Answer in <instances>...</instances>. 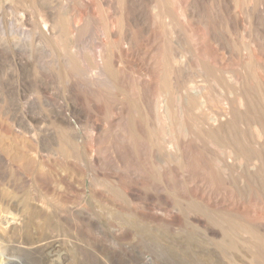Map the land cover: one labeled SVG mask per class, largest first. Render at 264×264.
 <instances>
[{
  "label": "bare ground",
  "instance_id": "bare-ground-1",
  "mask_svg": "<svg viewBox=\"0 0 264 264\" xmlns=\"http://www.w3.org/2000/svg\"><path fill=\"white\" fill-rule=\"evenodd\" d=\"M9 1L32 10L29 15L23 13L20 17V23L30 24L32 28L15 32L11 52L15 79L9 84L3 77L1 79L0 115L6 116L14 100L20 102L29 95L34 102L29 104L26 103L29 98L23 99L25 104L22 102L21 110H29L26 112L28 120L35 122V113L44 108L53 130L50 133L35 131L30 126L32 123L25 124L22 120L13 121L16 124L12 126L3 124L6 120L0 121V264H26L24 259L14 255L22 252L38 264H69L65 242L56 237L51 228L58 225L78 233L83 227L95 229L94 218H101L97 217L100 213L94 214L96 210H89L93 203L113 207L116 212L134 218L136 221L131 222V227L138 222L162 224L169 229L181 223L175 212L177 206L172 204L173 197L179 198L178 204L194 205V212L187 216V224L199 231L205 240L227 241L228 249L235 251L236 246L241 245L251 254L248 259L234 257L247 264H264V215L248 218L252 210L246 209L240 201L226 198L225 194L237 192L238 196L239 193L246 196L264 192V32L245 34L248 43L242 57L251 61L257 53L263 63L256 68L245 62L244 71L232 73L223 67L225 58L222 55L225 54L220 53L216 61L212 58L214 63L204 60L206 64L199 68L188 65L190 57L186 55L188 52L183 53L185 46H182L189 41L187 33L188 39L183 35L185 39L181 33H174L175 36L173 31L169 32L167 47L159 52V34L155 31L156 25L161 23L159 19L170 23L178 18L168 12L170 0ZM213 1L214 5L209 3L213 5L211 9H215L210 11L218 16L234 3L237 6L238 0ZM244 1L241 6L248 7L255 0ZM203 2L206 0H185L179 6V19L186 24L202 26L205 20L201 12ZM251 11L255 19H264V0ZM225 13L223 15L227 16ZM128 24L145 31L140 42L134 40L136 36L132 38L134 30L131 32L127 28L129 32H126ZM228 24H238L237 19L230 17ZM183 27L185 29V25ZM221 33L210 32L208 38L212 47L226 50V45L234 44L237 39ZM199 34L191 41L197 49H201L207 39ZM92 109L109 112V115L92 121L100 115L94 116ZM130 109L135 110L133 115ZM34 128L38 129V125ZM50 143L59 148L52 157L47 154ZM193 153L197 159H202L201 162L209 159L203 162L208 166L206 176L188 171ZM52 169L58 170L57 174L50 175ZM217 181L225 195L217 193ZM105 184L115 188L110 190L117 191V198L106 187L103 189ZM159 205H165V209ZM170 205L174 206L171 207L174 211L168 213L166 207ZM117 235L124 237L122 235L126 234L121 230ZM205 253L210 255L209 259L204 258L209 260L208 264H240L238 258H223L209 249ZM138 264L150 262L139 261Z\"/></svg>",
  "mask_w": 264,
  "mask_h": 264
},
{
  "label": "rangeland",
  "instance_id": "rangeland-1",
  "mask_svg": "<svg viewBox=\"0 0 264 264\" xmlns=\"http://www.w3.org/2000/svg\"><path fill=\"white\" fill-rule=\"evenodd\" d=\"M5 2H3V0H2V2H1V0H0V2H1V4H3V7H2V5L0 4V27H1V25L3 26V24H4V26L3 27H1L0 28V47L2 46V48L0 49V54L2 55V56H4V57H2L1 56V58L2 59H4V60H2L1 58V60H0V75L2 74L3 76H1L0 77V82H1V79H2V77L4 78V80H6L7 81V83L9 84V83H13V80L15 79V73H14V61H13V57H12V50H13V43H14V41H15V32H22V29L23 30H30V28H32V25H30V24H26V23H20V17H21V14H23V13H25V14H27V15H29L31 12H32V10L31 9H28L26 6H19V4L20 3H16V2H13V3H16V5H14L11 1H9V0H4ZM55 1H60V0H55ZM171 1H173V2H171ZM179 0H170V2H171V4H170V2H168V12H172V13H170V14H172L173 16H175V15H177V16H175L177 19H172L171 21H170V23H168L166 20H160L159 19V21L161 22L159 25H156V27H155V31L159 34L158 35V38L160 39V41H159V39H158V44L159 45H161V46H159L158 45V50H159V52L160 51H162V49L163 48H166L167 46H166V44H167V42L169 41V37H168V33L169 32H171V31H173V35H180V33L182 34V35H180V36H182L183 38H185L186 36L189 38H187L189 41H187V43L184 45H182V46H185V48H186V50H188V51H186L185 50V48H183V50H184V52L183 53H186V52H188L186 55L188 56L189 55V61L187 60V64L188 65H192V66H194V67H192V68H199L200 66H203V65H205L206 63H207V61L208 60H212V62H210V61H208V63H214V61H216V59H217V56H219V53L222 55V54H225V55H222L224 58H225V62H224V68L227 70V71H230V72H232V73H235V72H238V70L239 71H241V70H243V68H244V66L243 65H245L246 63L245 62H249L248 64H250V65H252L253 67H259L260 65L259 64H262L263 63V58L262 57H260L259 56V54H254L253 56L255 57H252L251 58V61L250 60H243V55H245V52L243 51V49L244 48H246L247 49V46H245L246 45V43H248V40H247V38L245 37V34L246 33H248V32H260V30H261V32H264V19L262 18V20L260 19H255L254 17H252L251 15H252V11H251V9L252 8H254V7H256L257 5H259V3H260V0H252V1H254L253 3L251 2V4H250V6H246V4H244L245 5V7H244V5H242L241 6V4H243L244 2L242 1H240V0H238L237 1V6L239 7H237L236 6V3H234L235 5H233V6H231L227 11L226 10H224V11H222L220 14L221 15H214L213 14V12L214 11H210V10H214L215 9V7H212L213 9H211V6H213L214 5V1L212 0H206V2H203V9L201 10V12L203 13H201L205 18V20H204V22L202 23V26H200L198 23V25L197 24H186V23H184L183 21H182V19H179V6H181L183 3H184V1L183 0H180L179 2H178ZM176 2V3H175ZM209 2H211V4H213V5H210V3ZM241 2V3H240ZM12 3V4H11ZM256 3H258V4H256ZM206 4H208L207 6L210 8V9H208V7L206 6ZM5 5V6H4ZM22 5V4H21ZM169 5H171L170 7H169ZM254 5H256V6H254ZM19 6V7H18ZM22 7V8H21ZM177 9H176V8ZM207 7V8H206ZM248 9H247V8ZM25 8L27 9V10H25ZM171 8H173V10H175V11H173ZM175 8V9H174ZM205 8V9H204ZM235 8V9H234ZM170 9V10H169ZM206 9H207V11H208V14L209 13H211L212 12V15L211 14H205L204 15V13H207V11H206ZM247 10L246 12H245V10ZM29 10H31L30 11V13H29ZM204 10H205V12H204ZM20 13H19V12ZM177 11V12H176ZM240 11V12H239ZM173 12H176L175 14L173 13ZM223 12L227 15V16H225V15H223ZM228 12V13H227ZM233 12V13H232ZM5 13V14H4ZM15 13H17V14H15ZM164 13L165 14H167V10H166V12L164 11ZM178 13V14H177ZM231 13V14H230ZM235 13V14H234ZM249 13V14H248ZM3 14H4V16H3ZM10 14V15H9ZM245 14L246 15H248V16H245ZM18 15H20V16H18ZM207 15V16H206ZM230 15H232L233 16V18L235 17V20L237 19V22H238V24H234V26H232V25H229L228 24V19L230 18V17H232V16H229ZM173 16H172V18H173ZM217 18H216V17ZM223 16H225V19L224 18H222ZM251 16V17H250ZM6 19H5V18ZM174 17V18H175ZM207 17H209V18H207ZM237 17V18H236ZM242 17V18H241ZM245 17H247V18H245ZM250 17V18H249ZM9 20H8V19ZM213 18V19H212ZM216 20H215V19ZM221 18V19H220ZM210 19V20H209ZM223 19H224V21H223ZM226 19H227V21H226ZM239 19V20H238ZM253 19V20H252ZM243 20V21H242ZM261 22H259V21ZM12 21V22H11ZM159 21H157V24L159 23ZM207 22V24H206V22ZM216 21V22H215ZM240 21V22H239ZM247 21V22H246ZM255 21V22H254ZM4 22H6V23H4ZM10 22V23H9ZM13 22H16V23H13ZM243 24H242V23ZM250 22V23H249ZM258 24H257V23ZM10 25H9V24ZM176 23V24H175ZM181 23H183V25L181 24ZM205 23V24H204ZM212 23V24H211ZM228 24V26L226 25V24ZM252 23H254L255 24V26H254V24H252ZM7 24V25H6ZM16 24V25H15ZM167 24H169V25H167ZM180 24V25H179ZM201 24V23H200ZM203 24H204V26H203ZM240 24H242V25H240ZM262 24V25H261ZM11 25H14V27L13 26H11ZM18 25H20V26H18ZM26 25V26H25ZM172 27H171V26ZM182 25V26H181ZM185 25V29H184V26ZM186 25H190V26H187V28H186ZM195 25V26H194ZM235 25H237V26H235ZM256 25H258L257 27H259V28H256ZM261 25V26H260ZM11 26V27H10ZM25 26V27H24ZM129 26V27H128ZM130 26H133V28L132 27H130ZM136 26L137 25H130V24H128L127 25V27H126V32H129V31H127V28H128V30H129V28H130V30L132 29V30H134L135 32H137L136 34L134 33V31L132 32V30H131V35H132V38H135V36H136V38L134 39L136 42H140L141 41V39H142V37H144L145 36V31L141 28V27H139V26H137L138 28V30H135L136 29ZM166 26V27H165ZM167 26H169V27H167ZM179 26H181V27H179ZM194 26V27H193ZM198 28H197V27ZM207 26V27H206ZM205 27V28H204ZM4 28V29H3ZM11 28V29H10ZM29 28V29H28ZM135 28V29H134ZM163 28V29H162ZM171 28L173 29V30H171ZM183 28V29H182ZM190 28V29H189ZM191 28H193L192 30H191ZM233 28V29H232ZM251 28V29H250ZM19 29V30H18ZM167 29H169V30H167ZM177 31H176V30ZM187 29V30H186ZM220 29V30H219ZM237 29V30H236ZM254 29V30H253ZM259 31H258V30ZM164 30V31H163ZM176 32H175V31ZM184 30V31H183ZM198 30V31H197ZM209 30V31H208ZM257 30V31H256ZM143 31V32H142ZM159 31V32H158ZM26 32V31H25ZM138 32H139V34H138ZM142 32V33H141ZM179 32V33H178ZM184 34H183V33ZM210 32H215V33H221L222 35H224V37H234V38H236L237 40H236V42H234V44H227L226 45V50H223V49H216L215 47H212L213 46V44H211V41H209V36H208V34H210ZM134 33V34H133ZM175 33V34H174ZM187 33V35L185 36V34ZM195 33V34H194ZM199 33H201V35H203V36H206L205 37V41L206 42H204L205 44H203V47L201 48V49H197V47L195 48V43L193 44H191V41L193 40V39H195V38H197V36H198V34ZM232 33V34H231ZM14 34V35H13ZM138 34V35H137ZM143 34V35H142ZM175 35V36H176ZM185 37H184V36ZM188 35H190V36H188ZM200 35V34H199ZM226 35V36H225ZM229 35V36H228ZM138 36V37H137ZM140 36H142V37H140ZM193 36H195V37H193ZM242 36H244V38L242 37ZM140 37V38H139ZM161 37V38H160ZM168 38V41H167V38ZM238 37V38H237ZM2 38V39H1ZM14 38V39H13ZM138 38H139V40H138ZM166 38V39H165ZM185 38V39H186ZM192 38V39H191ZM243 38V39H242ZM161 39H163V40H161ZM6 40V41H5ZM11 40V41H10ZM166 40V41H165ZM3 41H5V42H3ZM8 41H10V42H8ZM242 41V42H241ZM4 43V45H3V43ZM161 44H160V43ZM244 43V44H243ZM7 44V45H6ZM188 44V45H187ZM9 45V46H8ZM205 45V46H204ZM228 45H230V46H228ZM243 45H244V47H243ZM7 46V47H6ZM189 48H187V47ZM192 46V47H191ZM6 47V48H5ZM9 47V48H8ZM242 47V48H241ZM161 48V49H160ZM182 48L180 49L181 50V52L183 51L182 50ZM191 48V49H190ZM194 48V49H193ZM204 48V49H203ZM195 49H197L196 51H195ZM203 49V50H202ZM6 50H8V51H6ZM193 50V51H192ZM216 50V51H215ZM228 50V51H227ZM3 51V53L5 54H3V53H1ZM224 51V53H222ZM241 51V52H240ZM158 52V53H159ZM199 52H202V54L200 55V56H198L197 57V55H199L198 53ZM217 52H218V54H217ZM9 53V54H8ZM190 53V54H189ZM191 53H193L192 55H191ZM196 54V57H195V54ZM213 53V54H212ZM212 54V55H211ZM235 54V55H234ZM240 55V56H239ZM192 56V57H191ZM204 56V57H203ZM207 58H206V57ZM257 56V57H256ZM195 57V58H194ZM232 58V60H231V58ZM10 60H9V59ZM202 58V59H201ZM214 59V61H213V59ZM259 58V59H258ZM226 59H227V61H226ZM229 59V60H228ZM241 59V60H240ZM257 59V60H256ZM201 60V61H200ZM204 60L206 61V63H204ZM261 60V61H260ZM4 62L6 65H3V63L2 62ZM9 61V62H8ZM242 61V62H241ZM254 61V62H253ZM204 63V64H203ZM254 63V64H253ZM13 64V65H12ZM203 64V65H202ZM241 67H240V66ZM227 66V67H226ZM230 66V67H229ZM5 67V68H4ZM191 67V66H190ZM7 69V70H6ZM229 69V70H228ZM232 69V70H231ZM3 70H5V71H3ZM234 70V71H233ZM244 71V70H243ZM4 74H6V75H4ZM8 75V76H7ZM6 76L8 77V79L6 78ZM10 77V78H9ZM12 80V81H11ZM133 91V90H132ZM28 96V97H27ZM25 98H26V100L27 101H29V102H27L26 100H25ZM30 98H32V100L30 99ZM25 101H26V103H29V104H31L32 102H34V99H33V97L32 96H30L29 97V95H25V97L23 98ZM22 99V100H23ZM20 100V102H17V101H15L14 100V105L10 108L9 107V110L6 112V116H4L3 115V113H1V115H0V121H1V123H3V121L4 120H6V121H4V123L3 124H5V123H7V124H5V125H7V126H12L13 124H16V122H13V121H18V120H22V123H25V124H30V123H32L35 127L38 125V129L36 128H34V126L32 125V124H30V126L36 131V130H39V131H44V132H47V133H50V132H52V130H53V127L50 125L49 126V124H50V122L48 121V118H47V112L45 111V109L44 108H42V110L41 111H37L35 114H36V120L37 121H35V122H31L30 120H28L29 119V116H27V115H29V114H27V113H29L30 111L29 110H21V108L23 107V103L25 104V101L23 100ZM2 101V96H1V94H0V105H2L1 102ZM17 102V103H16ZM23 102V103H22ZM14 106L16 107V106H18V107H16V108H14ZM13 111H14V113H13ZM19 111V112H18ZM22 111V112H21ZM25 111V112H24ZM43 111V112H42ZM91 111H93L92 113H94V116H95V114H97L98 115V113L100 114V115H98V116H93L94 118H92V121H93V119H102V118H106V116H108L109 115V112L107 113V114H105V113H103V111L101 112V110H91ZM98 111V112H97ZM130 111H131V113L130 114H134L135 113V110H133V109H130ZM20 112H21V115H20ZM27 112V113H26ZM45 112H46V114H45ZM12 113V114H11ZM16 113V114H15ZM25 113V114H24ZM9 114V115H8ZM24 114V115H23ZM104 116H103V115ZM7 115L9 116V117H7ZM17 117H15V116ZM41 118H40V117ZM46 116V117H45ZM2 117V118H1ZM43 117H45V118H43ZM4 118V119H3ZM13 118H14V120H13ZM8 119V120H7ZM10 119H11V121H10ZM3 120V121H2ZM10 121V122H9ZM30 121V122H29ZM41 121V122H40ZM48 123H47V122ZM26 122H28V123H26ZM39 122V123H38ZM37 124V125H35V124ZM45 124V125H44ZM23 125V124H22ZM40 126V127H39ZM44 126V127H43ZM45 126H48L49 128H47V127H45ZM52 129H51V128ZM41 130H40V129ZM46 128V129H45ZM130 127L128 126V129H129ZM43 129H45V130H43ZM50 130V131H49ZM125 133H128V131H125ZM104 142V141H103ZM112 142H110L109 141V145L111 144ZM50 145H52L51 143H50ZM49 145V147L47 148V154H50V156L52 157L53 155H52V153H54V152H56V153H58V151H59V148L55 145V147H54V145H52V146H50ZM54 148V149H53ZM57 148V149H56ZM50 149V150H49ZM193 156H191V158H190V160H189V162H188V171H190V173L191 174H193V175H205L206 176V174L207 173H209L208 172V166H206L203 162H209V159H207L206 161H200V160H202V159H199V157H198V159H197V157H196V154L194 155V153L192 154ZM196 157V158H195ZM28 158V157H27ZM146 161H144V163L145 164H149V161H148V159H145ZM148 162V163H147ZM189 163H190V165H189ZM202 164H204V165H202ZM209 164V163H208ZM56 171V172H55ZM206 171V172H205ZM57 172H58V170H50L49 171V174L50 175H55V173L57 174ZM202 173H204V174H202ZM220 185V186H217V185ZM103 186V185H102ZM107 186H109V187H107ZM104 188L103 189H105V187H106V190H108V191H110V193L113 195V194H115V195H113L114 197H116L117 198V191L115 190V191H111V190H114L115 188L113 187V186H111V184H105L104 186H103ZM215 189H216V191H217V193L218 194H224V191L222 190V188H221V183L220 182H216V185H215ZM110 188H112L111 190H110ZM218 189H220V190H218ZM220 191V192H219ZM237 192H235L234 193V195H233V193H225L226 195H227V197L226 198H228V199H230V200H234V201H240V202H242L243 203V205L245 206V208L247 209V208H250V210H252L251 212H253L252 213V215H251V212H250V214L248 215V218L249 217H258L259 215H260V213H262L263 215H264V192H257V193H253V194H251V195H246V196H248V197H246L244 194L242 195V194H240L239 193V196H238V194H236ZM224 194V195H225ZM230 194V195H229ZM260 194V195H259ZM237 195V196H236ZM241 196H242V198H241ZM256 196V197H255ZM231 197V198H230ZM119 198V197H118ZM179 198H176V197H173V202H172V204H174V206L176 207L175 208V212L180 216V221H181V223H183V220L182 219H184V217L186 216V218L184 219V225L183 224H181V223H176V224H174L173 226H169V229H167V226H166V228H165V226L164 225H157V224H150L152 227H150V225L148 224H145V225H143V224H138V222L135 224V226L134 225H132V227H133V229H131L132 227H131V222L132 223H134V221H136L134 218L132 219V217H130V216H127L126 217V214L124 215L123 214V212L122 213H119V212H116V209L115 208H113V207H110V206H103L102 204H99V203H93V206H92V209L90 208L89 210H91L92 212H94L95 210H96V212L94 213V214H96V213H100V214H96L97 215V217H100L101 219H99V218H97L96 219V217L94 218V221L97 223V226L95 227V229L94 228H85V227H83V229H81V230H83L82 232H80L79 231V233H78V231H68L67 229H64V227L63 226H61V227H63V228H61L60 226H58V225H53L52 226V228H51V230H52V232H53V234L54 235H56V237H58L60 240L62 239L64 242H65V250H67V253H71L70 255L69 254H67L68 255V257H69V264L71 263V264H133L136 260H138L137 262H135L134 264H138V262L139 261H149L150 262V264H196V262L198 261V263L197 264H201L202 262L201 261H203V263L202 264H208V263H206V262H208L209 260H207L206 261V259H209L208 257L210 256H208L205 252H206V249H209L210 251H211V253L212 254H220V255H222L223 256V258H227V257H229V256H231L232 258H238V257H244L245 259H248L247 258V256L249 255V254H251L250 252H248V251H246L245 249H244V247H242L241 245H237L236 247H237V250L235 251V250H233V249H228L229 248V243L227 242V241H224V242H221V243H218V242H215V241H210V240H205L206 238H204L203 236H202V234L199 232V231H197L196 229H194V230H192L193 228H192V226L190 225V224H187L188 223V220H186L187 219V216H188V214L189 213H193L194 211V205L192 204V203H189V202H185V203H182V202H180L179 204H178V200ZM178 200V201H177ZM135 202V201H134ZM177 202V203H176ZM254 202V203H253ZM176 203V204H175ZM132 204H134V203H132ZM192 204V205H191ZM187 205V206H186ZM191 205V206H190ZM159 206H161V208L164 206L165 207V205H159ZM173 205H170V207H169V209H168V207H166L167 209L166 210H168L167 212L168 213H171V210L172 211H174V208H171ZM173 206V207H174ZM189 206V207H188ZM96 207V208H95ZM162 208V209H165V208ZM182 207V208H181ZM104 208H106L105 210L107 211H102ZM171 208V209H170ZM177 208H180L181 210H177ZM184 208V209H183ZM193 208V209H192ZM258 208V209H257ZM260 208V209H259ZM100 209V210H99ZM102 209V210H101ZM108 209V210H107ZM127 209H128V207H127ZM189 209H192V210H188V212H186L187 210ZM98 210V211H97ZM110 210V211H109ZM114 212H113V211ZM186 210V211H185ZM263 210V211H262ZM101 211H102V213L104 214H102L101 213ZM127 211H129V209L127 210ZM177 211H181V212H177ZM262 211V212H261ZM110 214H109V213ZM130 212V211H129ZM175 212H173L174 214H176ZM106 213V214H105ZM112 213V214H111ZM114 213H117V214H115V215H113ZM255 213V214H254ZM257 213H259V214H257ZM198 214V213H197ZM254 214V215H253ZM261 214V215H262ZM103 215V217H105L104 219H103V217H101ZM108 216V215H112L113 216V218H112V216H108V217H110L111 218V220L112 219H115V221L114 220H112V222H111V220L108 218V217H106V216ZM124 215V216H123ZM183 215H185L184 217H182ZM251 215V216H250ZM257 215V216H256ZM125 217V218H123V217ZM116 217V218H115ZM123 219V221H119V220H121V219ZM119 219V220H118ZM124 219H126V221L127 220H130V221H127V223H126V221H124ZM106 220H108L107 222H106ZM110 220V221H109ZM187 222H186V221ZM98 221H100V222H98ZM114 222H117V223H114ZM130 222V223H129ZM122 223V224H121ZM128 225H126V224ZM98 224H100L99 225V227H98ZM109 224V225H113V226H110L109 227V225L107 226V225ZM123 225V226H122ZM139 227H138V226ZM140 225H141V227L142 228H140ZM143 225V226H142ZM156 225V226H155ZM178 225V226H177ZM188 225L189 226H191V228L190 227H188ZM119 226V227H118ZM123 228H122V227ZM181 226V227H180ZM186 226V227H185ZM113 227H115L114 229H113ZM119 229H118V228ZM131 227V228H130ZM157 227V228H156ZM161 227V228H160ZM172 227V228H171ZM173 227L175 228L174 230H173ZM176 227L178 228V229H176ZM99 228V229H98ZM102 228V229H101ZM121 228V229H120ZM136 228H138V229H136ZM150 228V229H149ZM188 228V229H187ZM86 229V230H85ZM89 229L91 230V231H89ZM107 230V231H106ZM115 230V231H114ZM124 231V234H126V235H122V236H124V237H119V235H117L118 234V231ZM136 230V231H135ZM144 230H146V231H144ZM178 230V231H177ZM106 231V232H105ZM110 231H112L111 232V234H110ZM136 233H135V232ZM138 231V232H137ZM196 231V232H195ZM89 232V233H88ZM126 232V233H125ZM142 232L144 233V234H142ZM146 232H147V234H146ZM151 232H152V234H151ZM86 234V235H83V234ZM116 233V234H115ZM129 235H128V234ZM200 233V234H199ZM71 234V235H70ZM80 234V235H79ZM103 234V235H102ZM113 234H114V236H113ZM139 234V235H138ZM101 235V236H100ZM111 235V236H110ZM144 235V236H143ZM99 236H100V239L101 240H99ZM103 236V237H102ZM105 236V237H104ZM109 238H108V237ZM170 236V237H169ZM175 236V237H174ZM98 237V238H97ZM113 237V238H112ZM160 237V238H159ZM105 238V239H104ZM112 238V239H111ZM120 239L121 238V240H118V239ZM159 238V239H158ZM95 239V240H94ZM97 239V240H96ZM114 239V240H113ZM123 239V240H122ZM165 239H167V240H165ZM94 240V241H93ZM105 240V241H104ZM107 240H110V241H107ZM113 240V241H112ZM118 240V241H117ZM73 243H72V242ZM97 241H99V242H97ZM121 242V243H120ZM206 242V243H205ZM70 243V244H69ZM115 243V244H114ZM208 243H209V245H208ZM96 244V245H95ZM99 244V245H98ZM117 244V245H116ZM119 244V245H118ZM199 244V246H197ZM214 245V246H212V245ZM226 244V245H225ZM67 245L69 246L68 248H67ZM101 245V246H100ZM103 245V246H102ZM192 245H194V246H192ZM196 245V246H195ZM208 245V246H207ZM211 245V246H210ZM97 246V247H96ZM100 248H99V247ZM116 246V247H115ZM218 246V248L217 249H220V250H217L216 249V247ZM223 246V247H222ZM228 246V247H227ZM239 246V247H238ZM200 247H202L201 249H200ZM215 247V248H214ZM221 247H222V249H221ZM192 248V249H191ZM199 250H198V249ZM206 248V249H205ZM238 248H240V249H238ZM71 249V250H70ZM115 249V250H114ZM117 249V250H116ZM119 249V250H118ZM214 249V250H213ZM115 252H114V251ZM195 250V251H194ZM198 250V251H197ZM217 250V251H216ZM234 251V252H233ZM114 252V253H113ZM119 252V253H118ZM124 252V253H123ZM192 252H193V254L194 255H196V256H194V255H192ZM221 252V253H220ZM238 252V254H236ZM243 252V253H242ZM247 252V253H246ZM200 253V254H199ZM242 255H241V254ZM17 254H19V253H15L14 255H15V257H17L18 256V258H22V259H24V261L23 262H25L26 264H38L36 261H34V259L31 257L30 258V255H28V254H25V253H23L22 252V254L20 253L19 255H17ZM23 254H25V255H23ZM115 254V255H114ZM118 254V255H117ZM130 254V255H129ZM203 254V255H202ZM231 254V255H230ZM28 255V256H27ZM234 255H236V256H238V257H234ZM23 256V257H22ZM113 256H114V258H113ZM119 256V257H118ZM121 256V257H120ZM131 257V259H130V257ZM132 256H133V258H132ZM194 256V257H193ZM198 256V257H197ZM208 256V257H207ZM72 258V261H71V258ZM139 257V258H138ZM116 258V259H115ZM137 258V259H136ZM141 258V259H140ZM142 258H143V260H142ZM195 258V259H194ZM199 258H201V260L199 259ZM203 258V259H202ZM204 258H206V259H204ZM27 259V260H26ZM31 259V260H30ZM134 259V260H133ZM240 258H238V261H239V263L240 264H247V263H245L246 261H243V260H239ZM26 260V261H25ZM29 260H30V262H29ZM131 260V261H130ZM204 260H205V262H204ZM32 261V262H31ZM242 261V262H241ZM29 262V263H28ZM133 262V263H132Z\"/></svg>",
  "mask_w": 264,
  "mask_h": 264
}]
</instances>
